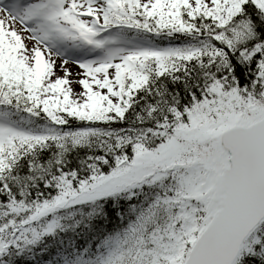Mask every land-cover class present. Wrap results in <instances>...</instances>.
Wrapping results in <instances>:
<instances>
[{
	"label": "snow or ice",
	"instance_id": "snow-or-ice-1",
	"mask_svg": "<svg viewBox=\"0 0 264 264\" xmlns=\"http://www.w3.org/2000/svg\"><path fill=\"white\" fill-rule=\"evenodd\" d=\"M0 264H264V0H0Z\"/></svg>",
	"mask_w": 264,
	"mask_h": 264
},
{
	"label": "rangeland",
	"instance_id": "rangeland-1",
	"mask_svg": "<svg viewBox=\"0 0 264 264\" xmlns=\"http://www.w3.org/2000/svg\"><path fill=\"white\" fill-rule=\"evenodd\" d=\"M76 69L73 67V71H75Z\"/></svg>",
	"mask_w": 264,
	"mask_h": 264
}]
</instances>
